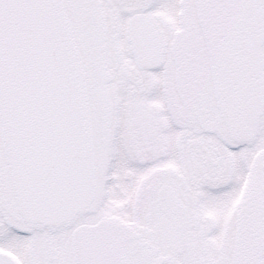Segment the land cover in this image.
Segmentation results:
<instances>
[{"label": "snow or ice", "instance_id": "snow-or-ice-1", "mask_svg": "<svg viewBox=\"0 0 264 264\" xmlns=\"http://www.w3.org/2000/svg\"><path fill=\"white\" fill-rule=\"evenodd\" d=\"M0 264H264V0H0Z\"/></svg>", "mask_w": 264, "mask_h": 264}]
</instances>
